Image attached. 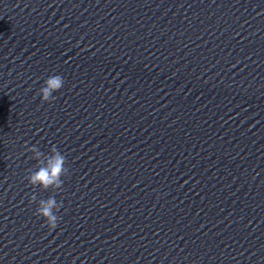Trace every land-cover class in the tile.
<instances>
[{"label":"clouds","instance_id":"9594fccd","mask_svg":"<svg viewBox=\"0 0 264 264\" xmlns=\"http://www.w3.org/2000/svg\"><path fill=\"white\" fill-rule=\"evenodd\" d=\"M63 85L64 79L62 76H49L44 81V85L39 89L42 102L54 100L55 96H53V93L59 91ZM26 151L32 153V158L37 161L36 170L30 171L26 177L28 183L34 188L38 186L45 191L50 188L54 191L60 190L63 185L62 177L68 171L65 156L55 145L51 147L49 154L40 151L36 145L27 147ZM30 202L38 204L35 214L44 219L49 230H54L61 219L56 213L63 206L62 203H58L54 196L37 201L35 194L31 196Z\"/></svg>","mask_w":264,"mask_h":264}]
</instances>
